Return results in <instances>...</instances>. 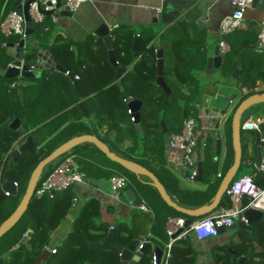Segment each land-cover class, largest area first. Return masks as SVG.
Instances as JSON below:
<instances>
[{"label": "trees", "instance_id": "16d2710c", "mask_svg": "<svg viewBox=\"0 0 264 264\" xmlns=\"http://www.w3.org/2000/svg\"><path fill=\"white\" fill-rule=\"evenodd\" d=\"M15 3L16 0H0V22L11 9L16 8ZM50 31L51 27L46 26L35 32L39 46L26 40L21 50L22 59L29 65H35L42 46L52 53L57 64L74 72L78 78L72 79L65 73L44 70L42 76L31 79L32 83L29 85L13 86L16 78H7L4 70L14 57L8 53V48L3 42L15 44L23 37L0 35V125L9 118H20L25 129V132H21L8 125L0 126V162H2L0 181L10 178L13 182H18V195L21 188L24 197L29 178L36 165L62 143L73 137L89 134L94 126V132L113 152L151 170L180 206L194 209L210 204L235 158L231 121L240 103L236 108L234 107L227 123L229 152L222 177L213 178L217 173V167L213 164L214 140L208 141L206 158L203 160V184L207 185L204 189L180 188L179 179L168 168L166 160L167 140L170 135L181 133L186 117L191 114L196 115V107L192 103L199 95L200 84L194 75V70L205 67L206 62L201 52L203 41L182 34L174 37L168 46L163 40L165 35L160 41H155L154 33L142 32L136 51L137 57L141 56L138 60L132 51L135 31L131 27H123L113 33V49L119 64L123 67H131V70L120 81H115L117 68L106 62L108 50L102 37L90 35L78 41L58 33L48 36ZM251 42L253 39L248 37L241 48L230 44L231 50L224 57L222 66L224 73H233L236 67L234 56ZM158 49L162 50L163 76L171 90L170 94L157 84ZM261 63V59L256 58L250 59L247 64L244 63L240 88L241 91L248 88L249 92L242 96L240 102L254 94ZM130 100L142 102L138 123L128 111ZM162 121L166 125L167 132L163 130ZM50 127L53 129H48ZM99 128H105L104 135L98 134ZM43 129L51 131H47L44 138L38 140L37 136L43 133ZM28 135L37 140L36 144L14 161L10 155L11 150L17 142H24ZM251 141L254 142V147L262 144L260 131H254ZM247 145V138L242 134L243 156L239 171L255 160V151L252 156L249 155ZM69 154L76 156L82 168L88 170L89 176L91 173L98 177L105 176L107 173L102 168L109 166L116 172L107 176L120 173L135 179L134 183L139 180L136 174L108 158L93 142L79 144L51 162L43 170L41 177L45 178L49 175ZM97 155L104 156L102 168L96 162ZM88 158H91L93 163H90ZM238 176L240 175L236 177ZM262 176V178L255 176L254 180L259 186L264 187V175ZM170 182L177 185L174 193L169 187ZM136 186L140 188L135 183L134 188ZM128 188H132V185ZM147 190L156 195L157 199L154 200ZM76 194L73 188H69L44 196L34 195L20 221L0 238L2 241L0 257L12 255L5 264H36L44 249L50 245L53 233L74 207ZM140 194L154 209V218L135 209L131 212L130 224L120 222L114 226L117 228L115 243L90 245L92 241L105 239L111 228L110 223L106 221L97 223V218L102 214L101 202L96 197H91L82 205L73 221L72 229L56 252L50 255L46 264H88V262L121 264L116 244L128 246L133 238L142 239L149 233L158 234L160 240L168 241V235L164 230L168 218L170 216L190 218L169 206L151 184L146 183L145 189H141ZM18 195L0 200V226L21 204L23 198L18 202ZM140 201L141 197L138 195L135 204H139ZM230 204V200L225 196L220 206ZM218 209L219 207L205 216L212 215ZM199 218L192 219L195 221ZM30 228L33 229L31 238L27 237ZM161 230H164L165 234ZM151 240L163 248L157 238ZM28 244L31 248H28ZM16 245L18 248L14 249ZM209 254L214 256L218 264H238L237 254L246 256L244 264H264V221H255L249 231L237 230L228 241L213 244ZM152 257V254H146L138 264H152ZM197 257L196 248L191 240L186 238L173 243L168 264H198Z\"/></svg>", "mask_w": 264, "mask_h": 264}, {"label": "crops", "instance_id": "0c3cea01", "mask_svg": "<svg viewBox=\"0 0 264 264\" xmlns=\"http://www.w3.org/2000/svg\"><path fill=\"white\" fill-rule=\"evenodd\" d=\"M17 2L18 0H16L15 9L18 8ZM177 12H180L181 14V17L179 19H182V18L186 19V24H185L184 29L179 27L176 24V21L167 22L168 17L164 16L165 13L166 15L168 13L169 16H173ZM231 12H232V7L229 3V0H90L88 2L83 3L80 9L75 12L79 14L78 21L80 22L74 26L76 27L80 26L82 28L81 29L82 33L81 31L78 32L76 31V29L71 28V27H69L67 32H65L67 34H65L64 31H59V30L56 33L80 41V40L86 39L90 35L91 36L97 35L95 33L96 29L101 24L106 23L110 28V33L113 35V41H114L113 33L117 30H120L123 27H131L135 31V34H139V35L142 32L154 33L156 35L155 41H160V38L163 35H165L163 40L168 46L172 43V39L174 37L181 36L182 34H188L193 39L198 38L202 40L203 44L201 47V52L203 53V59L206 63H205L204 68H200L202 69V70H199L201 73L197 71L198 69H195L194 75L196 76L197 73H200V75L203 74L205 78H208L209 80L213 82L212 84H208V83L199 81L200 92H199V95L197 96V99L192 103L196 107V110H195L196 115L191 114L190 116H194L197 118L199 122V128L204 129V128L209 127L207 131H203V135H205V138L204 140L199 142V153L202 157V166H203V160L206 158L207 143L210 140H214L213 164L217 167V173L216 175L213 176V178H215V177H222V174L225 170V162H226V158L229 152V149H228L229 139H228V134L226 132L228 125L226 124V128L223 133L219 131L217 132L215 128H217L219 124V120L215 118H211V115L213 113L220 114L225 111L227 112V110H229L231 107H233V110H234V107L236 108V105L242 102V101L240 102V100H242V96L249 92L248 88L243 89V91H241V88H240V77L242 76L243 71L241 72L238 79L235 78L233 75H231L230 77H232L233 78L232 79V78H227V76L223 74L222 67L219 68L215 65L210 66V67L207 66L208 58L214 55L215 48L217 45H219V42H220V33H219L220 22L225 16L231 14ZM62 15L69 16L67 14H62ZM245 16L246 18H245L244 27L235 31L231 35H229L227 37V41L229 44L234 45L237 48H241L240 46L244 43L246 38L249 37L253 39V42L247 44L245 47L239 50V52L242 51L243 61L246 64L252 58L261 59L262 61L261 63L262 66L260 70L261 72L262 70H264V65H263L264 53L259 52L256 49V43H257L258 31L260 28L264 27V0H260L257 6H250L246 11ZM199 19L203 20L204 22L203 25H200V26L198 25L197 20ZM26 40H29L35 46H39V42L36 39L35 33L32 34L31 36H28ZM19 42H16L15 45H18ZM6 44H9V43L3 42L4 46H6ZM205 44H207L206 49H204ZM7 48H8L9 54H11L12 56L15 54L16 56V53H17L16 47H13V48L7 47ZM41 49L45 50V52H49L48 54L45 53L46 57L48 58L47 60H49L50 56H53L52 53L48 49H45L42 46L40 47V50ZM205 51L208 54H206ZM238 53L234 56L235 65L237 63ZM139 56L140 55H138L137 57L136 55L135 57H137L139 60L140 58ZM125 68L126 69L118 77L117 81H120L131 70V67L130 68L125 67ZM5 70H4V73H5ZM44 70L49 71V72L57 71V70L53 71L49 68H43L41 70L40 76H34V77H29V78L18 77V78L23 79L22 84H20V82L17 81L18 78H16V81L14 82L13 86L29 85L30 83H32L31 79L40 78ZM235 70H236V67L233 71V74ZM76 76L77 75H75L74 78H77ZM255 93H264V79L260 76V73L256 81V87H255L254 94ZM225 94H227V96H224ZM231 100H233L232 104L230 103ZM263 104H257L251 107L250 110H247L242 117V122H244L251 116L263 115L264 113L257 111L259 108L264 106ZM232 113H231V116H232ZM48 129L52 130L53 128L50 127ZM91 129L93 130H91L90 133L92 132L95 133L94 126ZM51 130L43 129L42 130L43 133L37 136V139L42 140L45 134L48 133L47 131H51ZM231 130H232V127H231ZM254 131H258V130H242L241 132V136L243 134L247 138V144H248L247 151L249 155L252 156L253 151H255V160L253 163H248L247 165H245V170H248V172L242 173L240 175L251 174L254 177L256 176L257 178H262L263 177L262 175H264V173L260 172L258 170L259 167H256L255 164L257 162L259 151L262 152V155L264 158V141H262V144L260 146L254 147V142L251 141ZM164 132H167V130ZM104 133H105V128L98 129L99 135H104ZM219 136H221V149H220V154L217 155L216 145H217V139ZM260 138L262 140L261 132H260ZM169 139L167 140V148H166L167 166L171 170V172L175 176L178 177L179 179L178 184L180 188H186L188 190L206 188L207 185L203 184L204 169H203L201 182L195 181V180L191 181L189 179L190 170L182 163V160L180 157L182 152L180 150H176L175 148L171 147ZM35 141L37 142L36 139ZM88 159L90 160L89 161L90 163H93V160L91 158H88ZM96 162H98L99 166H101L102 163L104 164V158H101L100 155H97ZM79 166H80V170L85 173L89 184L87 185L80 184L73 188L77 193L76 198L78 201L76 205H74V207L71 208L68 215L71 214L73 210H76V208L78 209H77V213L75 214H79V210H80L79 207L81 208L82 205L89 198L96 197L101 202V207H102V214L99 218H97V223H100L101 221H106L110 223L111 227H114L115 225H117L118 223L122 221H125V220L128 221L129 219H131V212L135 209H137L138 212L149 214L152 218L155 217L154 209L148 204L147 200L143 196H141L140 192L136 188H134V186H132V188L135 190L137 197L138 195L141 197V201L139 204L144 203L147 206V209L149 211H143L139 209L138 207H135V205H137L135 204V201L131 202L125 196L117 201L110 198L109 196V193L111 191L110 179L113 177V175L115 176V174H112L110 176H107V175H109L110 173L116 172L113 168L109 166L102 168L101 166V168L103 169L104 172L107 173V175L98 177L96 174H92V173L89 176L88 170H84L80 163H79ZM118 174L120 173H116V175ZM176 186L177 185L175 183L174 184L172 182L169 183L171 192L174 193V190H176ZM147 192L151 193V196L153 197L154 200L157 199V196L154 195L151 191L147 190ZM75 214L71 216L70 220L67 219L69 223L65 222L63 227H58L56 229V231L52 235V241L50 243V246L52 247L49 246L50 248H58L63 243V240L66 238V236L72 229L73 221L75 220V217H76ZM167 221H166L165 228H164L166 233H167ZM164 230H161L163 234H165ZM237 230L239 229L237 228L233 230H228L227 232L223 234H219L217 237H210L204 241H196L190 235L188 239L191 240L192 244L196 248V251L198 252V257H197L198 264L205 263L207 259V255L209 254V249L211 248L213 244L223 243V242L228 241L231 238L232 234L236 232ZM151 235H152L151 239L157 238L161 242L162 246H166L168 242L170 241V236L168 235V233H167L168 241L164 239L160 240V237H158L159 236L158 234H157L158 236L152 233ZM56 236H57V241L55 242ZM146 237L140 240H144ZM181 240H178V241H181ZM151 242L153 243L154 246H159L154 240H151ZM244 257L246 258V256Z\"/></svg>", "mask_w": 264, "mask_h": 264}, {"label": "water", "instance_id": "95a60500", "mask_svg": "<svg viewBox=\"0 0 264 264\" xmlns=\"http://www.w3.org/2000/svg\"><path fill=\"white\" fill-rule=\"evenodd\" d=\"M63 1V0H62ZM60 2V5L62 3ZM22 0H18V8L22 10V13L25 18V36L20 40L18 45H15L14 43L6 44L7 47H16V58L8 65V67L5 70V76L7 78H17V77H34V76H40L41 70L43 68H49L51 70H57L62 73H66L69 75L72 79L75 77L74 72L68 71L64 66L61 64H57L54 60V56H50L49 60L46 57V54L49 52H45V50L41 49L38 53L37 62L35 64V70L30 71L29 67L30 65L21 57V50L26 44V38L28 36H31L35 33V31H38L41 28V25L38 22H35L32 20L30 14H29V4L30 0L23 1V4L21 3ZM260 0H255V2L251 6H257L259 4ZM61 14H67L71 15L72 13L64 10L61 12ZM164 16L168 17L167 22H173L176 21V24L183 28L186 24V19L181 17L180 12L175 13L173 16H169V14L166 13ZM49 19V13H47V20ZM198 25H203V20H197ZM97 35L103 38L106 47L108 49V60L107 62L111 63L113 66L117 68V74L115 77V81H117L118 77L124 72L126 69L125 67L121 66L117 60L116 54L113 49V35L110 33V28L106 23L101 24L95 32ZM140 35L135 34L133 39V46L132 51L134 52V57L136 56L137 46L139 43ZM207 44L204 45V49H206ZM46 53V54H45ZM206 54H208L205 51ZM157 72H158V79L157 84L162 87L167 94L171 93V90L168 88V86L165 83L164 80V60H163V54L162 50L159 49L157 51ZM47 60V62H46ZM224 58L220 55V46L217 45L215 48V53L213 56H210L208 58V64L207 66H217L221 68L223 66ZM244 68V61L242 56V51L238 53L237 57V63H236V70L233 74L235 78H239L242 70ZM260 76L264 79V70L260 72ZM264 103V93H255L246 99H244L236 108L235 112L233 113L232 121H231V127H232V144L233 149L235 152V159L233 164L230 166V168L227 170L226 174L224 175L218 190L215 194V197L211 201L210 204L204 205L198 208H186L183 206H180L177 202H175L170 194L168 193L166 187L164 184L160 181V179L148 168L143 166L142 164L135 162L133 160L126 159L124 157L119 156L115 152H113L109 146L103 142L95 133L90 134H83L80 136L73 137L69 139L68 141L62 143L60 146H58L55 150H53L48 156L43 158L33 169L31 176L29 178L27 189L25 192V195L23 197V200L19 207L12 213V215L0 226V238L4 236L8 231H10L23 217L25 212L27 211L32 197L35 195V190L37 187V184L41 178L43 170L53 161L57 160L58 158L62 157L66 153H68L70 150L78 146L79 144L85 143V142H93L108 158L111 160L119 163L123 167H125L130 172L136 174L137 176H145L149 179V184H151L153 187H155L159 194L161 195L162 199L172 208L176 209L177 211H180L184 213L185 215L189 216L190 218L186 219L185 226L189 227L192 224L193 219L192 218H199L202 216H205L207 214H210L215 209H217L220 204L223 201V198L225 197V192L230 185V183L233 181V179L237 176V173L239 172V169L241 167V161L243 156V148H242V117L244 113L249 110L251 107L257 105V104H263ZM142 102L140 100H132L129 102V107L133 110V118L136 123L140 120V109H141ZM264 105V104H263ZM257 111L264 113V106L259 108ZM10 126L11 128L15 130H19L21 132H25L24 127L21 124L20 118H9L7 119L3 124L0 126ZM163 130L166 131V125L164 121H162ZM260 132L261 135H264V121L260 126ZM36 144L35 139L33 136L28 135L26 140L22 143L17 142L13 149L10 152L11 157L14 161L17 160L20 154L26 153L30 151L33 146ZM217 151L216 154H220L221 149V139H217V145H216ZM263 159L262 152L259 151L257 162L255 164L256 167H260L261 162ZM2 165V162H0V166ZM202 174H203V166L202 161L198 162L197 167V175L195 180L201 182L202 181ZM5 191H10L12 196L18 195V188L15 186L14 182L7 178L1 183L0 188V200H2L5 196ZM125 197L131 201L134 202L137 199V194L133 188H128L124 192ZM263 220L264 221V211L257 210L254 208H249L244 211L243 213V219L237 221L231 226H220L218 227L219 234H223L227 232L228 230L233 229H239V230H247L249 231L251 229V225L255 221ZM116 234H117V228L111 227L107 236L103 240H97L90 242V245H103L107 243H115L116 241ZM33 235V229L30 228L27 232V237L31 238ZM176 235L173 236V238ZM141 240L137 237L133 238V240L129 243L128 246H123L121 244H116L117 251L120 254L121 257V264H138L140 259L143 258L146 254H154L156 257V263L160 264L162 255H163V249L159 246H154L152 242H144L142 244V247L140 250H138ZM28 248H31V245L28 244ZM51 252L49 249H44L42 254L37 259L36 264H45L47 260L50 257ZM238 264H244L246 261V258L244 256L238 255ZM4 262V258L0 257V264ZM88 264H90L88 262ZM204 264H218L216 259L212 254L207 255V259Z\"/></svg>", "mask_w": 264, "mask_h": 264}, {"label": "built area", "instance_id": "2783aa9c", "mask_svg": "<svg viewBox=\"0 0 264 264\" xmlns=\"http://www.w3.org/2000/svg\"><path fill=\"white\" fill-rule=\"evenodd\" d=\"M23 1L27 0H22ZM30 0L29 14L33 21L38 22L41 26L52 21L56 23L59 21L58 12L60 10H67L71 13L80 9L83 3L90 0ZM255 2V0H229L232 7L231 14L225 16L219 27L220 33V53L224 58L231 50V46L227 41V37L235 31L244 27L246 11ZM47 13L49 19L47 20ZM0 35L9 37L11 35L25 36V18L22 10L17 8L10 10L5 18L0 22ZM256 49L264 53V27L258 31ZM141 57V56H139ZM35 65H30L29 70L34 71ZM78 78V76H76ZM131 101V100H130ZM233 103V100L230 102ZM129 113L133 115V110L130 108ZM233 107L227 112L220 114H212L211 118L219 120L216 131L224 132L226 124L231 116ZM134 120V118H133ZM264 121V114L261 116H251L241 124L242 130H258ZM221 122V123H220ZM209 127L199 128V122L196 117L189 116L184 120L183 129L181 133H174L170 135V145L176 150H180L182 163L189 168V179L194 181L197 175L198 162L202 161L199 153V142L204 140L205 135L203 131H207ZM221 139V136L218 137ZM264 141V135L262 136ZM258 170L264 173V158ZM221 176V174H220ZM196 181V180H195ZM18 188V182H14ZM80 184H89L86 175L80 170L79 163L74 154L66 155L60 164L45 178H40L35 195L44 196L46 194H53L74 188ZM132 185L130 178L123 174H118L110 179L109 193L113 200H120L124 197L125 190ZM1 187V181H0ZM5 196H11L10 191H5ZM225 196L230 200L231 204L219 206L217 212L212 215L201 217L189 227L185 226L186 218L183 217H169L167 221V233L170 236V241L163 248V255L160 264H168L171 257L172 245L174 242L188 238L190 235L196 241H204L210 237H217L219 235L218 227L231 226L237 221L243 219V213L249 208L264 211V187L259 186L254 176L251 174H244L235 177L228 186ZM247 199V200H245ZM77 198H74L75 205ZM135 207L143 211H149L144 203L137 204ZM176 235L174 238L173 236ZM151 233L147 235L144 240H141L138 250L142 247L144 242H151ZM18 247V246H16ZM57 248H51V252L55 253ZM152 264L156 263V257L153 254Z\"/></svg>", "mask_w": 264, "mask_h": 264}, {"label": "rangeland", "instance_id": "374dc122", "mask_svg": "<svg viewBox=\"0 0 264 264\" xmlns=\"http://www.w3.org/2000/svg\"><path fill=\"white\" fill-rule=\"evenodd\" d=\"M61 12H62V10H60L59 12H58V16H59V21L58 22H56V23H53L52 21H48V22H46V23H44L42 26H41V28L43 29V28H45L46 26H49V27H51V31H50V33H49V35L48 36H53V35H55L56 34V32L59 30V31H64V33L65 32H67V30L69 29V27H71V28H74V29H76V31H81V33H82V28L80 27V26H74V25H76L77 23H79L80 21H78V18H79V14H77V13H75V12H73L71 15H69V16H65V15H62L61 14ZM91 15V14H90ZM40 28V29H41ZM39 29V30H40ZM69 32V31H68ZM65 34H67V33H65ZM13 57H14V59H15V54L13 55ZM199 70H202V69H198L197 71L198 72H200ZM223 72V71H222ZM201 73V72H200ZM200 73H197V78L198 79H200L199 81H202V82H204V83H208V84H212V82L213 81H211V80H209L208 78H205L204 77V75L202 74V75H200ZM223 74L225 75V76H227V78H232V77H230L231 75H233V73L231 74L230 72H227V73H224L223 72ZM18 78V77H17ZM233 79V78H232ZM22 78H18L17 79V81L18 82H20V84H22ZM224 96H227V94H225ZM250 110V109H249ZM244 134H245V132H244ZM101 158H103L102 156H100ZM248 172V170H245L244 168L243 169H241L238 173H237V175H240V174H242V173H247ZM129 177V176H128ZM130 178V180H131V182L133 183L132 184V186H134L135 187V183L141 188V189H145V186H146V183H149V180L147 179L146 180V178L147 177H145V176H137V178L139 179L138 181H136L135 183L133 182V180H135V179H132L131 177H129ZM140 188H138L137 186H136V189L139 191V192H141V189ZM22 189L20 188V194L17 196V200H18V202H20L21 201V199L23 198V194H22ZM77 209L78 208H76V210H73L72 211V213L71 214H69L64 220H63V222L61 223V225L59 226V227H63L64 226V224H65V222L66 223H69V221L68 220H70L71 219V216H73L75 213H77ZM79 209H80V207H79ZM76 215V217L78 216V214H75ZM75 217V218H76ZM132 218V217H131ZM68 219V220H67ZM122 222H127L128 224H130L131 223V219H129L128 221L127 220H125V221H122ZM54 234V233H53ZM56 239H55V242L57 241V236L55 237ZM0 242H2V241H0ZM54 242V243H55ZM2 244V243H1ZM0 247H2V246H0ZM50 247H52V246H50ZM163 247H165V246H163ZM16 248V247H15ZM8 255H10V254H8ZM8 255H6V256H8ZM45 264H46V262H45Z\"/></svg>", "mask_w": 264, "mask_h": 264}, {"label": "flooded vegetation", "instance_id": "af4514ba", "mask_svg": "<svg viewBox=\"0 0 264 264\" xmlns=\"http://www.w3.org/2000/svg\"><path fill=\"white\" fill-rule=\"evenodd\" d=\"M4 197H9V196H4ZM12 255L10 254V255H8V256H2L3 258H4V262L2 263V264H5V261H8V260H10L12 257H11Z\"/></svg>", "mask_w": 264, "mask_h": 264}, {"label": "clouds", "instance_id": "9594fccd", "mask_svg": "<svg viewBox=\"0 0 264 264\" xmlns=\"http://www.w3.org/2000/svg\"><path fill=\"white\" fill-rule=\"evenodd\" d=\"M2 182H3V181H1V183H2ZM0 188H1V187H0ZM18 191H19V187H18ZM11 196H12V195H11ZM16 246H18V245H16ZM16 246H15V247H16ZM49 246H50V245H49ZM49 246L46 247L45 249H49V251L51 252V248H50ZM17 248H18V247L14 248V249H17ZM50 254H52V252H51Z\"/></svg>", "mask_w": 264, "mask_h": 264}]
</instances>
